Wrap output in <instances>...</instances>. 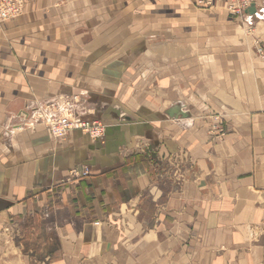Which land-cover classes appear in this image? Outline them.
Masks as SVG:
<instances>
[{
    "label": "crops",
    "instance_id": "crops-1",
    "mask_svg": "<svg viewBox=\"0 0 264 264\" xmlns=\"http://www.w3.org/2000/svg\"><path fill=\"white\" fill-rule=\"evenodd\" d=\"M227 5L27 0L0 23V264H264V18ZM74 95L102 141L41 122Z\"/></svg>",
    "mask_w": 264,
    "mask_h": 264
},
{
    "label": "built area",
    "instance_id": "built-area-1",
    "mask_svg": "<svg viewBox=\"0 0 264 264\" xmlns=\"http://www.w3.org/2000/svg\"><path fill=\"white\" fill-rule=\"evenodd\" d=\"M26 2L27 0H0V23L13 20L21 15ZM254 4L258 17L264 18V0H228L226 9L231 15L243 16ZM198 5L200 7L212 6L213 0H198ZM258 54L264 57L263 49H259ZM78 101L79 97L74 95V97L63 99L60 103L58 101L49 102L37 110L38 116L56 140L64 139L72 131L78 130L89 136L93 142L102 141L106 134V125L101 120H87L76 116L74 105ZM88 173L86 169L83 174Z\"/></svg>",
    "mask_w": 264,
    "mask_h": 264
},
{
    "label": "rangeland",
    "instance_id": "rangeland-1",
    "mask_svg": "<svg viewBox=\"0 0 264 264\" xmlns=\"http://www.w3.org/2000/svg\"><path fill=\"white\" fill-rule=\"evenodd\" d=\"M214 2V0H213ZM198 8L202 9L199 5H198ZM24 117L27 118V115L25 113H23ZM179 161H180V171H178V176H180V180L183 179L184 176H188V173H186L187 171L191 170V166H192V163L190 161V158L188 157L187 154H185L183 157H179L178 158ZM161 159H157L156 161V164H157V169H158V177L160 179L163 178H171L172 176H174V174L172 173V170L170 171L169 169L167 170V167L165 165L162 166L161 164ZM177 159H174V162L172 161V163L174 164L172 167H176L177 163H176ZM166 169V170H164ZM88 170V169H87ZM89 172V170H88ZM177 176V177H178Z\"/></svg>",
    "mask_w": 264,
    "mask_h": 264
},
{
    "label": "water",
    "instance_id": "water-1",
    "mask_svg": "<svg viewBox=\"0 0 264 264\" xmlns=\"http://www.w3.org/2000/svg\"><path fill=\"white\" fill-rule=\"evenodd\" d=\"M247 13L251 14V15H257L258 16V11L256 10V5H252L248 10H247ZM168 113L172 116H178V115H181L184 119H189L190 118V115L188 114H185V113H182L179 109V107H176L175 109L173 110H170L168 111Z\"/></svg>",
    "mask_w": 264,
    "mask_h": 264
}]
</instances>
